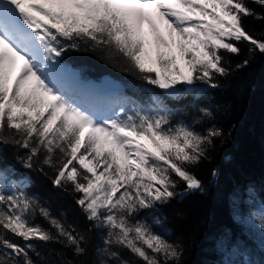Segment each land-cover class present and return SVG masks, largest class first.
Instances as JSON below:
<instances>
[{
	"label": "snow or ice",
	"instance_id": "1",
	"mask_svg": "<svg viewBox=\"0 0 264 264\" xmlns=\"http://www.w3.org/2000/svg\"><path fill=\"white\" fill-rule=\"evenodd\" d=\"M249 19L264 25V0H0V264H183L182 245L155 230L159 213L205 191L194 169L225 132L173 123L157 95L129 110L127 98L103 96L64 57L98 52L177 101L198 84L221 87L233 75L226 54L240 55L241 44L249 57L237 72L264 55V32L250 33ZM5 147L27 173L4 163ZM31 172L71 197L86 227L30 194ZM252 244L224 264H264V216Z\"/></svg>",
	"mask_w": 264,
	"mask_h": 264
},
{
	"label": "trees",
	"instance_id": "2",
	"mask_svg": "<svg viewBox=\"0 0 264 264\" xmlns=\"http://www.w3.org/2000/svg\"><path fill=\"white\" fill-rule=\"evenodd\" d=\"M245 26L257 38L264 32V25L250 19L245 21ZM240 47V55L226 54L233 75L219 80L221 87L211 89L198 84L195 94L185 91L177 101L164 96V90L125 73L115 59L108 60L98 52L69 51L64 57V62L82 79L96 84L103 96L116 94L121 99L127 98L129 110L137 105L147 109L149 96L157 95L165 101L173 123L192 124L202 120L203 123L195 125L197 131L215 124L225 132L222 141L217 140L209 159L194 169L205 191L174 200L159 213L164 225L155 230L182 245L183 264H224L227 260H241L245 252L243 246L247 245V251L253 252L252 240L259 235L252 220L259 225L264 216V55H256L247 67L237 72L235 65L249 57L247 47L244 44ZM107 78L111 79L113 87L102 86ZM201 108L209 109L213 118L203 117ZM15 154L14 149L4 148V163L12 162L15 175L19 177L27 170L15 163ZM213 169L217 172L215 177L211 175ZM45 171L52 175L51 170ZM28 174L31 176L27 189L30 194L45 203L50 201L57 212L69 209V221L80 228L86 227L83 217L70 210L71 197L58 194L43 174ZM251 213L256 215L251 216ZM222 239H228L239 248L226 251ZM253 258L259 259V254L255 253Z\"/></svg>",
	"mask_w": 264,
	"mask_h": 264
},
{
	"label": "rangeland",
	"instance_id": "3",
	"mask_svg": "<svg viewBox=\"0 0 264 264\" xmlns=\"http://www.w3.org/2000/svg\"><path fill=\"white\" fill-rule=\"evenodd\" d=\"M102 86H103V84H102ZM113 86H114V84L111 82L109 85L103 86V87L105 88V87H113ZM101 107H105L104 103H101ZM253 222L254 221L252 220V226L254 229H257L256 232H258V234H259V225L257 223L254 224Z\"/></svg>",
	"mask_w": 264,
	"mask_h": 264
},
{
	"label": "water",
	"instance_id": "4",
	"mask_svg": "<svg viewBox=\"0 0 264 264\" xmlns=\"http://www.w3.org/2000/svg\"><path fill=\"white\" fill-rule=\"evenodd\" d=\"M111 83V79L107 78L105 79V81L103 82V86H107Z\"/></svg>",
	"mask_w": 264,
	"mask_h": 264
}]
</instances>
